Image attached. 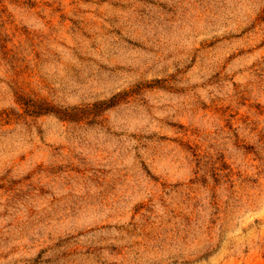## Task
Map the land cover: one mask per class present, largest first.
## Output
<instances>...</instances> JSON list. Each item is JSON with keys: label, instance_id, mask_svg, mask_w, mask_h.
Wrapping results in <instances>:
<instances>
[{"label": "rangeland", "instance_id": "374dc122", "mask_svg": "<svg viewBox=\"0 0 264 264\" xmlns=\"http://www.w3.org/2000/svg\"><path fill=\"white\" fill-rule=\"evenodd\" d=\"M0 264H264V0H0Z\"/></svg>", "mask_w": 264, "mask_h": 264}, {"label": "trees", "instance_id": "16d2710c", "mask_svg": "<svg viewBox=\"0 0 264 264\" xmlns=\"http://www.w3.org/2000/svg\"><path fill=\"white\" fill-rule=\"evenodd\" d=\"M47 110H49V109H47ZM36 112H41V111H36ZM62 116H65V117L67 116L69 118H72V117L74 118V114L68 113L67 111H64V113H62Z\"/></svg>", "mask_w": 264, "mask_h": 264}]
</instances>
